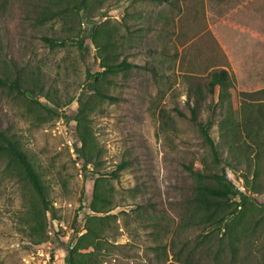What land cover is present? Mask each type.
<instances>
[{
  "label": "rangeland",
  "instance_id": "rangeland-1",
  "mask_svg": "<svg viewBox=\"0 0 264 264\" xmlns=\"http://www.w3.org/2000/svg\"><path fill=\"white\" fill-rule=\"evenodd\" d=\"M91 1L98 7L90 18L99 25L106 22L101 26L113 35L120 61L136 66L97 84L108 96L118 97L116 103L95 97L89 74L104 69L88 29L81 25L86 12L78 11L75 1L0 0L1 69L8 67L11 74L22 68L38 101L57 112L53 115L33 98L0 85V131L19 143L52 208L59 201L62 208L54 210L55 216L72 221L81 201H92L99 179L112 202V210L100 214L108 217L99 226L101 264H263L264 132L259 140L243 132L241 145L230 150L219 122L227 114L232 124L243 122V100H250L243 93L264 89V70L229 71L234 80L231 102L216 110L211 130L226 161L217 166L192 120L199 87L206 100L198 122L207 123L214 115L206 84L217 65L211 55L198 52V42L188 45L192 39L176 37L171 30L170 23L177 25L173 8L179 6L174 1ZM108 15L112 18L104 20ZM45 39L61 45L53 49ZM81 103L85 111L93 108L94 152L101 155L99 162L92 161L93 171L83 168L82 158L72 152L82 149L75 140ZM123 161L127 167L115 176ZM189 167L205 174L227 168L229 179L251 197L235 214L237 230L200 224L192 202L197 181ZM42 208L18 165L0 155V264L29 263L44 239L41 223H47V214L42 217ZM54 244L66 248L62 241Z\"/></svg>",
  "mask_w": 264,
  "mask_h": 264
},
{
  "label": "trees",
  "instance_id": "trees-1",
  "mask_svg": "<svg viewBox=\"0 0 264 264\" xmlns=\"http://www.w3.org/2000/svg\"><path fill=\"white\" fill-rule=\"evenodd\" d=\"M75 1L79 6L78 11H85L86 15L82 20L81 25L87 24L88 34L91 39V45L95 46L98 51L97 60H101L100 68L104 71H98L95 74H89L90 79H94V91L95 97L102 100H110L112 103L119 101L118 97L108 96L100 88L96 87L97 84L103 83L113 75L119 73H127L133 70L136 66L132 63H128L127 59L120 61V53H116V41L113 35L103 28L102 24L93 22V11L98 7L92 4L91 0H65ZM153 2L155 5H160L169 2L168 0H147ZM102 1H99V6H102ZM109 16V15H108ZM93 22L91 24V22ZM96 23V25H95ZM94 24V25H93ZM46 42L54 49L61 44L54 42L50 39H45ZM83 48V43H81ZM13 72V71H12ZM130 73V72H129ZM12 74V76H11ZM10 74L8 67L4 70L0 67V85L11 90H16L19 93L24 94L26 97L33 98L34 102L40 107H43L47 112L56 115L55 109H51L48 106L42 105L38 101V95L35 89L31 87L30 82L25 79L23 69L14 70ZM227 70H215L211 72L210 80L206 84V92L213 97L212 108L214 115L211 116L207 123L198 122L199 110L202 107L206 97L201 93L199 87L198 95L194 101V107L192 109V120L198 123L200 133L204 137L205 142L210 147L214 162L217 166H221L225 163L223 154L221 153L220 146L215 142L211 136V130L216 124L215 114L216 110L220 107H224L225 103L231 102V95L229 93L230 88L234 84L233 77ZM244 97H248L250 100H243V118L242 123L239 125L232 124L229 114L226 115L220 122L221 137L224 140V144L228 145L230 150L233 145H241V134L245 132L249 138L254 134L256 140L264 132V89L256 91L254 93H243ZM258 96H262L259 99ZM257 97V98H256ZM93 111L92 107H88L85 111L84 104L81 103L79 113L76 116L77 128H76V144H81L82 149L76 155L79 160L82 158V163L87 166L93 164L92 161H98L101 155L95 154L94 137L91 130V124L89 121L90 112ZM243 128V131H242ZM234 141V143H230ZM260 144V143H259ZM257 144V145H259ZM261 147V146H260ZM0 155L6 157L11 163L18 165V169L21 174H24L26 179L30 182L34 188L38 198L43 205L42 217L46 218L48 211L52 210V202L50 201L47 191L42 183L41 177L35 170L33 164L28 159L21 146L17 141L12 139L7 133L0 131ZM228 166H231L228 164ZM127 167L125 161L117 166L115 176L123 171ZM236 167H233L236 170ZM190 173L196 178V186L194 189V196L192 199L195 206L196 214L199 218L200 224L205 228L217 227L219 229H226V231H235L240 225V221L236 218L238 211L245 209L251 203V197L246 193L240 191L236 185L229 179L227 175V168H222V173H210L205 174L200 171H195L193 168H188ZM248 182L249 178L244 176ZM101 181L98 179L94 186V192L92 195V201L89 203L94 214L88 216L87 219V233L78 240L74 248L69 250L67 257L65 258V264H101V258L99 251H101V245L103 242L102 229L99 226L103 225L104 221L108 217H100V214H108L112 209V202L107 199L100 188ZM248 186V185H247ZM249 190V186H248ZM254 193H259L255 191ZM244 212V211H242ZM232 218V216H234ZM256 225V221L254 222ZM41 230L44 234V239L40 244H43L47 239V223L43 221L41 223ZM40 246V245H39ZM38 246V247H39ZM93 249V251L85 253L84 250ZM261 259L264 264V245L261 251Z\"/></svg>",
  "mask_w": 264,
  "mask_h": 264
},
{
  "label": "crops",
  "instance_id": "crops-1",
  "mask_svg": "<svg viewBox=\"0 0 264 264\" xmlns=\"http://www.w3.org/2000/svg\"><path fill=\"white\" fill-rule=\"evenodd\" d=\"M168 1L179 6L170 4L177 23H170L171 30L176 37L192 39L188 45L198 42V52L216 63L213 69L264 70V0Z\"/></svg>",
  "mask_w": 264,
  "mask_h": 264
},
{
  "label": "built area",
  "instance_id": "built-area-1",
  "mask_svg": "<svg viewBox=\"0 0 264 264\" xmlns=\"http://www.w3.org/2000/svg\"><path fill=\"white\" fill-rule=\"evenodd\" d=\"M109 18L112 17H105L104 20H108ZM83 27L86 28L87 24H83ZM72 152L76 155L74 148H72ZM82 165L87 171H93L92 164L85 166L82 163ZM59 204V201H55L52 210L47 212V239L29 256L28 264H65L67 255H64L62 251L68 254L69 250L74 248L78 240L87 233L86 225L88 216L94 214L89 205V201H81L78 207L75 208L74 219L69 222L55 216L54 210L57 211L62 208ZM59 241L65 244L66 248L64 250L56 248L54 243Z\"/></svg>",
  "mask_w": 264,
  "mask_h": 264
}]
</instances>
